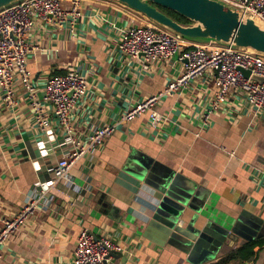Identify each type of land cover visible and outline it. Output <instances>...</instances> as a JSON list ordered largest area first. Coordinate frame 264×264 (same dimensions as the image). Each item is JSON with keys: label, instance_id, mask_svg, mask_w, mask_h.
Segmentation results:
<instances>
[{"label": "crops", "instance_id": "obj_1", "mask_svg": "<svg viewBox=\"0 0 264 264\" xmlns=\"http://www.w3.org/2000/svg\"><path fill=\"white\" fill-rule=\"evenodd\" d=\"M63 5L69 9L72 0ZM71 22L59 28L40 20L32 35L28 71L49 127L37 123L22 88L16 105L0 100V230L50 186L53 168L73 150L72 138L87 143L106 125L115 131L76 161L69 177L49 189L48 205L0 245V264H73L85 228L108 233L132 253L111 256L109 264H212L264 237V115L254 118L230 97L203 126L216 91L207 75L154 108L168 116L159 134L149 128L148 112L122 122L137 102L178 78L183 63L155 62L146 71L142 59L123 55L117 43L131 26L155 24L116 0H81V16ZM72 70L89 90L73 111L69 137L44 86ZM151 221L206 230V240L159 245L148 236ZM248 264H264V251Z\"/></svg>", "mask_w": 264, "mask_h": 264}, {"label": "built area", "instance_id": "obj_2", "mask_svg": "<svg viewBox=\"0 0 264 264\" xmlns=\"http://www.w3.org/2000/svg\"><path fill=\"white\" fill-rule=\"evenodd\" d=\"M222 1L264 26V0ZM80 16L81 0H72L69 9L64 7L63 0H22L0 10V100L7 107L16 105L18 90L22 88L33 107L37 123L43 129L49 127V123L43 119L37 88L28 71L29 55L34 49L32 35L40 20L61 28L68 19L74 25ZM117 48L130 59H142L146 71H150V64L155 62L183 63L178 78L163 92L137 102L124 113L122 122L148 112L149 128L159 134L167 125L168 116L154 108L164 97L186 90L193 82L207 75L212 76L216 91L201 115L203 126H207L211 117L224 109L230 97L236 100L237 107L246 104L254 118L264 115V82L253 79L254 76L264 79V55L251 49L194 43L157 25L139 24L131 26L128 33L120 37ZM240 69L250 71L251 76L245 77ZM88 90V81L74 70L50 78L44 86V99L53 106L58 126L69 137L73 133V111L86 97ZM114 131V126L106 125L90 135L87 143L72 138L73 150L53 168L50 186L37 198H32L17 215L3 220L0 245L19 231L40 205H48L49 189L67 179L74 163L86 153L102 148ZM111 253L132 254L128 247L113 240L108 233L96 234L85 228L78 236L73 264H109Z\"/></svg>", "mask_w": 264, "mask_h": 264}, {"label": "water", "instance_id": "obj_3", "mask_svg": "<svg viewBox=\"0 0 264 264\" xmlns=\"http://www.w3.org/2000/svg\"><path fill=\"white\" fill-rule=\"evenodd\" d=\"M20 1L22 0H0V10ZM116 1L144 15L160 28L188 41L251 49L264 55V28L261 24L256 22L251 16L222 0ZM163 9L170 10L184 17L191 24L182 25L178 23L165 14L162 11ZM240 71L247 78L251 76L250 71L243 69H240ZM253 79L264 82L263 78L257 76H254ZM147 233L159 245L165 243L177 244L181 241L190 246V242L206 240L205 236L207 232L203 230L199 233L193 230L191 225L189 227H179L175 221L166 225H159L156 221H151ZM232 238L234 241H237V237L234 235H232ZM194 248L197 249V245ZM111 256L119 258L115 253H111Z\"/></svg>", "mask_w": 264, "mask_h": 264}, {"label": "trees", "instance_id": "obj_4", "mask_svg": "<svg viewBox=\"0 0 264 264\" xmlns=\"http://www.w3.org/2000/svg\"><path fill=\"white\" fill-rule=\"evenodd\" d=\"M162 11L182 25L191 24L190 21L170 10L163 9ZM263 251L264 237H260L243 244L237 249L232 250L212 264H232L234 262H238L240 264L256 263L261 257Z\"/></svg>", "mask_w": 264, "mask_h": 264}, {"label": "rangeland", "instance_id": "obj_5", "mask_svg": "<svg viewBox=\"0 0 264 264\" xmlns=\"http://www.w3.org/2000/svg\"><path fill=\"white\" fill-rule=\"evenodd\" d=\"M263 28H264V26L263 25H261Z\"/></svg>", "mask_w": 264, "mask_h": 264}]
</instances>
